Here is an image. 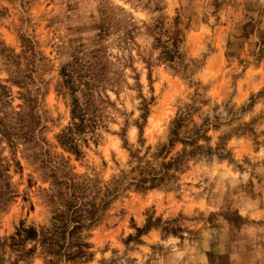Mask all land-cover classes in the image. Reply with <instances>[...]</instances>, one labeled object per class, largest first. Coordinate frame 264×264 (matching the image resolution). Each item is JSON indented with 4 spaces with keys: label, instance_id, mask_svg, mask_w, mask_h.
Listing matches in <instances>:
<instances>
[{
    "label": "rangeland",
    "instance_id": "374dc122",
    "mask_svg": "<svg viewBox=\"0 0 264 264\" xmlns=\"http://www.w3.org/2000/svg\"><path fill=\"white\" fill-rule=\"evenodd\" d=\"M0 264H264V0H0Z\"/></svg>",
    "mask_w": 264,
    "mask_h": 264
},
{
    "label": "trees",
    "instance_id": "16d2710c",
    "mask_svg": "<svg viewBox=\"0 0 264 264\" xmlns=\"http://www.w3.org/2000/svg\"><path fill=\"white\" fill-rule=\"evenodd\" d=\"M32 230L35 231V229H31V231H32Z\"/></svg>",
    "mask_w": 264,
    "mask_h": 264
}]
</instances>
